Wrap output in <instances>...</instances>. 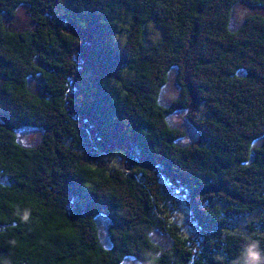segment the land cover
Wrapping results in <instances>:
<instances>
[{
    "label": "trees",
    "instance_id": "1",
    "mask_svg": "<svg viewBox=\"0 0 264 264\" xmlns=\"http://www.w3.org/2000/svg\"><path fill=\"white\" fill-rule=\"evenodd\" d=\"M238 3L264 10L0 0V264H234L248 240L264 252V14L234 28ZM21 7L30 25L9 28ZM177 111L193 141L168 123Z\"/></svg>",
    "mask_w": 264,
    "mask_h": 264
},
{
    "label": "rangeland",
    "instance_id": "2",
    "mask_svg": "<svg viewBox=\"0 0 264 264\" xmlns=\"http://www.w3.org/2000/svg\"><path fill=\"white\" fill-rule=\"evenodd\" d=\"M256 12H258V14H264L263 9H259L258 7L257 8H251V7H247L244 4L238 3V5H236L234 7V9L232 10V26L234 28L239 26L245 15L247 16L249 14H253ZM6 22L8 23V27L11 29L24 28V27H28L30 25V22L27 19L24 7H21L17 11L16 15L11 20H9V21L7 20ZM147 36H148V39L150 40V42H154L159 38L160 33L156 28L148 27V35ZM121 41H122V37H120L119 42H121ZM173 77H174V75L171 72V77L169 78L168 83L165 84L166 86L163 88V90L161 92V96H159L160 97V103L163 105H167L170 102V100L174 96L177 95V87H176V85H174L175 83H174ZM32 86L34 89L36 88L35 82L33 83ZM167 121L172 127H179L185 131V134H186V138H184L185 141H193L194 140L195 135L191 131L187 122H185L184 112H181V111L174 112V114H172L168 117ZM21 139L25 140V142L28 145H35L36 142H38V139H40V133L36 132V131H32V130H26V131L22 132ZM98 226H100L101 235L102 236L105 235L106 221L100 220ZM104 238L105 237L103 236V240H104ZM154 238L157 242H159L163 246H165L169 242V241H167L168 239L164 236L156 235ZM123 263L124 264H134V262L129 261V260H126Z\"/></svg>",
    "mask_w": 264,
    "mask_h": 264
},
{
    "label": "clouds",
    "instance_id": "3",
    "mask_svg": "<svg viewBox=\"0 0 264 264\" xmlns=\"http://www.w3.org/2000/svg\"><path fill=\"white\" fill-rule=\"evenodd\" d=\"M234 264H264V252H261L256 241L248 240Z\"/></svg>",
    "mask_w": 264,
    "mask_h": 264
}]
</instances>
